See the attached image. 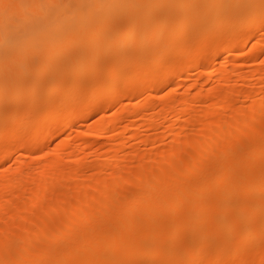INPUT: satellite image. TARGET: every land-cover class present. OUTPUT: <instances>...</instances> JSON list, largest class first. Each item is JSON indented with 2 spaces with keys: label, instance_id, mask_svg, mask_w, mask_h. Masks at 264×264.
I'll use <instances>...</instances> for the list:
<instances>
[{
  "label": "bare ground",
  "instance_id": "bare-ground-1",
  "mask_svg": "<svg viewBox=\"0 0 264 264\" xmlns=\"http://www.w3.org/2000/svg\"><path fill=\"white\" fill-rule=\"evenodd\" d=\"M262 33L264 0H0V164L18 152L20 164L109 109L112 121L100 114L97 136L79 141L109 134L110 151L123 153L118 162L94 152L101 163L88 164L73 136L54 156L40 152L33 172L1 171L0 264H264V91L237 89L263 85L262 70H209L208 92L199 82L176 92L180 70L169 78L207 54L209 66L224 50L226 59L250 45L264 53ZM165 87L171 97L160 102ZM133 91L159 100L130 108L122 101ZM240 96L248 102L236 107ZM159 126L144 143L166 148L138 156L143 129Z\"/></svg>",
  "mask_w": 264,
  "mask_h": 264
},
{
  "label": "rangeland",
  "instance_id": "rangeland-1",
  "mask_svg": "<svg viewBox=\"0 0 264 264\" xmlns=\"http://www.w3.org/2000/svg\"><path fill=\"white\" fill-rule=\"evenodd\" d=\"M264 33H262V35H261V37L259 38L260 40H259V42H262L263 43V45H264V35H263ZM249 48L250 47H252L251 45L250 46H248ZM248 47H246V48H243V49H239L238 51H237V53L234 55V56H232V57H229L228 59H226V58H224V52L226 51V50H224V52L219 56V58L213 63V64H210L209 66L208 65H206V64H208V62H209V58H210V54H207V55H205V57L200 61V63H198L197 64V67H195V69L194 70H191L190 72H189V69H190V67L192 66V63H190V62H183V66L182 65H180L181 66V68H176L175 67V69H174V71H172V73H171V77L169 76V78H170V80H172V78H174L175 77V74H177V72L180 70L181 72H182V74H183V76H182V79H180L179 81H177L176 83H178L177 85H175L176 86V89H174L176 92H181V93H183L184 91V89H188V87H189V85H190V87H192L191 89H194V87L195 86H197L196 84H198L197 82H199V89L201 88V90L203 91V90H205L206 91V89L208 88V81H205V79H206V77H208V76H206V74L208 75V73L209 72H207V71H209L210 70V72L212 71V70H214V71H228L227 69H229V71H232V69H234V66H238L239 64H241L242 66V68H240L241 70H243V71H241V73L243 72V74L241 75V73H240V75L243 77V76H245V77H247L248 78V76H250L254 71H256V72H254V73H258V71L259 70H262L261 72H262V74H264V53H263V50H260L261 51V53H259V54H257L259 51H255V55L254 56H252L251 55V57H253L252 59H251V57H250V59L248 60V61H245L244 59H243V57L244 56H246L247 54H249L250 52L252 53H254V51L250 48H248ZM250 50H252V51H250ZM248 51V53H246ZM250 51V52H249ZM246 55H245V54ZM250 53V54H251ZM245 58V57H244ZM243 60V61H242ZM245 61V62H244ZM243 63V64H242ZM206 66V68H205V66ZM243 65H245V66H243ZM202 66L205 68H202ZM225 70H224V69ZM178 69V70H177ZM220 69V70H219ZM256 69V70H255ZM251 71H253V72H251ZM175 72V73H174ZM207 72V73H206ZM260 72V71H259ZM261 72L260 73H258V74H261ZM246 75H248V76H246ZM263 76L264 75H260V77H262L263 78ZM232 77V76H231ZM230 77V78H231ZM234 79L235 80V82L233 81V80H231V79ZM231 79H229L228 80V83L230 84V83H232V84H234V83H236L237 85L238 84H240V83H238V81H237V79L233 76ZM208 80V79H207ZM195 81H196V83H195ZM231 81V82H230ZM237 81V82H236ZM200 82H201V84H200ZM192 83V84H191ZM195 83V85L194 86H192L193 84ZM189 84V85H188ZM231 84V85H232ZM235 84V85H236ZM187 85H188V87H187ZM200 85H202V86H200ZM236 85V86H237ZM259 85L260 86H262L261 88L263 89V91H264V82H263V85H261V84H256V86H255V84L254 85H252V86H241L240 85V87H237V89L238 90H240V91H242V90H244V91H242L243 93H247V92H249L248 91V89H250V90H257L258 88H260L259 87ZM258 87V88H255L254 89V87ZM241 87H243V88H241ZM195 88H198V87H195ZM252 88V89H251ZM245 89H247V91L245 90ZM104 90V89H103ZM195 90V89H194ZM193 90V91H194ZM208 90V89H207ZM183 91V92H182ZM106 92V89L103 91V94H106L105 93ZM135 92V93H134ZM169 89L167 88V87H165V88H163V89H161L160 91H159V93L157 94V97L160 99L161 98V100H159L158 98L157 99H155L156 97V93H155V96H154V93H153V95H152V93L150 94V95H152L153 97H154V102H156V100H159L160 102L162 101V102H164L162 99H163V97L165 98L164 100H166V101H168V98H170L171 97V95H170V97H169ZM206 92H208V91H206ZM168 93V94H167ZM180 93V94H181ZM133 96H131V94L129 95V97L130 98H128L127 99V97H125L124 99H123V103L122 104H128V106L130 107L131 105H133V104H136V105H138V106H140L139 104H142L141 106H143V104L144 105H147V104H149L148 102V100L152 97V96H148L147 97V101H146V99L144 100L143 98L141 99V97H140V95H141V92H139V91H133ZM204 94H206V93H204ZM173 95V94H172ZM205 97H207V94L205 95ZM207 98H209V97H207ZM211 99V98H210ZM240 99H242V96H240V98H238L237 100H239V101H236L237 102V104L235 105L236 107L239 105V104H246L245 103V100L244 99H242V100H240ZM244 100V101H243ZM70 101V100H69ZM150 101H152V103H153V100H152V98H151V100ZM159 101H157V102H159ZM165 101V102H166ZM206 100H204V102H205ZM71 102L72 101H70V102H65V103H67L66 105L69 107V105L71 104ZM146 102H147V104H146ZM203 102V101H202ZM204 102L201 104V105H203L204 104ZM238 102H240V103H238ZM242 102V103H241ZM250 102V101H249ZM73 103V102H72ZM151 103V102H150ZM69 104V105H68ZM131 104V105H130ZM250 104V103H249ZM72 105V104H71ZM199 105V104H198ZM198 105H197V107L195 106V111H198V110H200V108L201 107H203V106H199L198 107ZM208 104H206V102H205V104H204V106H207ZM123 106H125V105H123ZM128 106H126V107H128ZM240 106V105H239ZM130 108H132V107H130ZM199 108V109H198ZM197 109V110H196ZM217 112L219 113V110H217ZM221 112V115L220 116H222V118H224L223 116H225V117H228L229 115L227 114V111H220ZM222 113H224V114H226V115H223ZM229 113V112H228ZM100 114L104 117L103 119H104V121H105V119H107L106 120V122L108 121V120H110L111 119V121H112V114H113V110H111V109H109V110H107V111H104L103 112V114L102 113H96V117H90L89 119H88V121L86 122H84L83 123V127H82V125L81 126H73V128H70V129H67V130H63V131H61L60 133H59V137H57V138H53V139H48V141L46 142V144H44L42 147L40 146H38L37 144H35V148L37 149L38 147V149H40L41 148V153L42 154H47V155H49V154H53V156L56 154V151H55V149H56V147H57V143H59V142H61L62 140L63 141H65V140H67V138H72V140L70 139V141H75L74 140V138H73V136H77V140L75 141V142H73V144H76V146L77 145H79L80 147H82V146H84L85 147V144H87L86 145V154L88 153V155H86L89 159H87L86 158V156H85V150H82V154L84 155L83 157H85L84 159H86V161H87V163L89 164V162H93L92 163V165H95V164H98V163H101V161L100 160H98V159H101L100 158V156H98V155H100L102 152H104L105 151V153H103L101 156H103V155H106V154H111V155H114L115 156V159L118 161V162H120V161H122L121 160V157H122V155H123V153H121V152H111L110 150H113L112 148H113V145H114V143L116 142L115 141V136H110L109 134H105V136L104 135H102L103 137H101V138H98V139H95V137L97 136L96 134H98V132H96V131H98L97 129H99L96 125L98 124V120L99 119H101V117L102 116H100ZM220 114V113H219ZM195 115V116H194ZM228 115V116H227ZM195 117H196V113H194L193 112V118L195 119ZM219 117V116H218ZM184 120V119H183ZM126 121V120H125ZM128 121V120H127ZM126 121V122H127ZM97 122V123H96ZM109 122V121H108ZM126 122H124V123H126ZM137 122V124H139L140 123V125L141 124H145V123H141V121L139 120V121H136ZM145 122V121H144ZM81 127V128H80ZM175 127V126H174ZM94 128H95V131L94 132H92L93 130H94ZM97 128V129H96ZM162 127H158V129L156 130V131H154V130H152V131H150V130H146V132H144L145 131V129H143V131H142V133H141V140H143V144H141V143H139L140 145H138L137 144V151H139V152H137V151H135L136 153H138V156H139V154L140 153H143V152H150L149 150H154V151H156L157 149H160V150H163V149H165L166 148V146L164 145V146H161V145H163V144H161L160 145V148L158 147L159 145L158 144H154L155 146H156V148H155V146L153 147V146H151V145H153V144H148V145H150L151 147H153V148H155V149H153V148H150V146H145L146 144L144 143V141H146V140H148V141H153L152 139H154V137H156L157 136V134L158 133H160V131L161 130H163V129H161ZM123 129V126L121 127V130ZM82 131H84V132H82ZM85 131L87 132V133H85ZM79 132H81V133H84V135L85 134H89V135H93V134H95L94 136V138H91L90 139V137L86 140V142H84V141H79V137H80V139L81 140H83L82 138H84V135L82 136L81 135V133L79 134ZM88 132H90V133H88ZM131 133L133 132L134 133V131H130ZM264 132V131H263ZM77 133V134H76ZM130 135H132V134H128V137H130ZM79 136V137H78ZM51 137V136H50ZM52 138V137H51ZM75 139H76V137H75ZM181 139H184V138H181ZM168 140V139H167ZM147 141V142H148ZM78 142V143H77ZM83 142L85 143V144H83ZM141 142V141H140ZM166 142H168V141H166L165 140V143ZM151 143V142H150ZM80 144H82V146L80 145ZM128 146H130L131 147V145H132V143H128L127 144ZM45 146V147H44ZM75 146V145H74ZM78 146V147H79ZM79 147V149H81ZM130 147H128V148H130ZM136 147H135V150H136ZM83 148V147H82ZM139 148V149H138ZM84 149V148H83ZM126 149H127V147H126ZM126 149L124 150V151H126ZM160 150H158V151H160ZM107 151V152H106ZM127 151H128V149H127ZM141 151V152H140ZM39 152V154H31V156H29V158L27 157H25V158H22L21 159V161H20V159L17 161V163L19 162L20 164H16V161H15V159L16 158H18V153L20 154V152H18V153H16L14 156L15 157H13V159L12 158H9L8 160L6 159V161L4 162H2V164H0V173H1V171H3L4 169V171H6V169L8 170H10V172L11 173H17V172H14V171H16V170H18V169H20L19 168V166H22V168H24V166L27 168V169H29L30 167H32L33 166V168H30L29 170L30 171H32L33 172V170H35L37 167L36 166H40V163H42V160H39L42 156V154ZM45 152V153H44ZM49 152V153H48ZM53 152H55V154L53 153ZM99 153L100 152V154H96V156L97 157H94L95 155V153ZM109 152V153H108ZM92 153V154H91ZM114 153V154H113ZM118 153H120L119 155H118ZM16 155H17V157H16ZM34 155L36 156H38L39 158H38V161H36L37 159H34ZM43 155V156H44ZM93 155V156H92ZM33 156V157H32ZM37 156H36V158H37ZM52 156V155H51ZM118 156H120L119 158H118ZM21 157V156H20ZM30 157H31V159H30ZM47 157V156H46ZM79 157H81V158H83L82 156H79ZM95 158H98V159H96V162H97V160H98V163H94V161H95ZM12 161H11V160ZM33 159H34V161H33ZM138 159V158H137ZM52 160H56V159H53V157H52ZM102 160V159H101ZM135 160V159H134ZM133 160V163L130 165L129 163L130 162H132V161H129L128 163L126 162V165L124 164V163H119V167L123 170L124 169V167H125V170L127 169V166L129 165L130 167L131 166H133L132 168H134V166H136V165H138L139 166V164L141 163L139 160V162L137 161V160H135L134 161ZM11 161V162H10ZM15 161V162H14ZM41 161V162H40ZM26 163V165L24 164V163ZM22 163L24 164V165H22ZM36 163H38L39 165H36ZM66 163V162H65ZM90 163V164H91ZM15 164L18 166V169H16V170H12L11 168H13V167H15ZM33 164V165H32ZM123 164L125 165V166H123ZM29 165V166H28ZM31 165V166H30ZM36 165V166H35ZM68 165V166H67ZM71 165L73 166V164H72V162H71V164L69 163V162H67V164L64 166V167H67V170L65 169V168H62V171L63 172H68V170L71 168ZM17 166H16V168H17ZM128 166V169H130V167ZM92 167V166H91ZM21 168V169H22ZM25 168V171H24V169L22 170V172H25L26 173V175H28L29 173L31 174V172L28 170V171H26L27 169ZM35 168V169H34ZM69 168V169H68ZM120 168H118V169H120ZM13 169H15V168H13ZM33 169V170H32ZM120 169V170H121ZM19 171V170H18ZM21 171V170H20ZM90 170H88V173H87V171L86 170H83V172H81L82 174L84 173V176H86V174L88 175V174H91V173H93L92 171H94L93 169H92V171H90ZM9 172V173H10ZM27 172H28V174H27ZM95 172V171H94ZM3 173V172H2ZM4 173H6V172H4ZM81 173L79 174V176L77 175L76 176V179H81V180H84L86 177H88V176H86V177H84L83 175H81ZM107 173V172H106ZM106 173H105V176H106ZM7 175V174H6ZM92 175H94V176H91V175H89V176H91V177H89V179H92V177L94 178V180L96 179L95 177V174H92ZM109 175H110V171L108 172V174H107V176L106 177H109ZM81 176V177H80ZM87 179V178H86ZM88 180V179H87ZM87 180L85 181V183L87 182ZM94 180H92L93 182H94ZM77 180H75V182H76ZM79 181V180H78ZM89 181H91V180H89ZM89 181L87 182V183H89ZM91 181V182H92ZM80 183H83V181H81ZM84 184V183H83ZM127 189H129V186H127L126 187ZM32 189L34 190V186H32V188H29L28 189V191H27V193H30L29 192V190H31V192H32ZM56 191H54V190H51V191H49V195H48V198L49 197H51L50 196V192H52V197L51 198H49V199H54L55 197H53V196H57V193H59V192H57V191H60V189H55ZM134 189H130V190H127V191H133ZM61 191H63V189L61 190ZM126 191V190H125ZM127 191H126V193H127ZM57 192V193H56ZM26 193V194H27ZM125 193V192H124ZM56 194V195H55ZM46 197H47V194H46ZM25 199L26 198H28V195H27V197L25 196L24 197ZM45 198V197H44ZM47 199V198H46ZM49 199H47L46 201L47 202H49ZM47 204V203H46ZM67 207H69L68 208V210L70 209V207H72V205L70 206V204L68 205V206H66V208ZM44 208V207H43ZM42 208V209H43ZM47 208V206L45 205V208H44V210ZM117 210H119V208L117 207L116 208ZM115 208H113V211H115V213H117V210H116ZM46 211V210H45ZM29 213V212H28ZM45 213H47V212H45ZM50 213H52L53 214V212H50ZM26 214V213H25ZM25 214H23V215H25ZM52 214H51V216H52ZM27 216H26V219L29 217V216H31V215H28V214H26ZM50 215V214H49ZM54 215H56V214H54ZM53 215V216H54ZM52 216V217H53ZM25 217V216H24ZM68 218H70L71 219V217H68ZM73 219V218H72ZM17 231V230H16ZM17 233H20L19 231H17ZM152 239H154V238H152ZM35 243H37V242H35ZM34 243V244H35ZM33 244V245H34ZM37 244H39V243H37ZM156 258H159V257H157V256H152L151 258H149L150 260L149 261H151V260H153V259H155V260H153V262H157V260L158 261H160L159 259H156ZM143 259H145V258H143ZM142 259V260H143ZM147 259V258H146ZM148 260H147V262H149ZM144 263H146V262H144Z\"/></svg>",
  "mask_w": 264,
  "mask_h": 264
}]
</instances>
